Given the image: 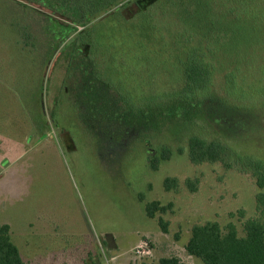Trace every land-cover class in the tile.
Returning <instances> with one entry per match:
<instances>
[{
    "label": "rangeland",
    "instance_id": "374dc122",
    "mask_svg": "<svg viewBox=\"0 0 264 264\" xmlns=\"http://www.w3.org/2000/svg\"><path fill=\"white\" fill-rule=\"evenodd\" d=\"M174 1L149 12L132 0H0V222L25 264H153L170 255L203 264L184 249L192 224L239 227L255 215L248 173L189 161L186 136L215 137L217 128L185 120L172 100L193 57L209 63L210 91L240 93L229 99L264 111V40L240 16L232 37L190 44ZM75 67L95 80L65 91L62 72ZM125 120L134 133L122 134ZM245 123L227 142L264 162V131ZM166 177L177 186L166 190ZM152 200L171 207L149 217Z\"/></svg>",
    "mask_w": 264,
    "mask_h": 264
},
{
    "label": "trees",
    "instance_id": "16d2710c",
    "mask_svg": "<svg viewBox=\"0 0 264 264\" xmlns=\"http://www.w3.org/2000/svg\"><path fill=\"white\" fill-rule=\"evenodd\" d=\"M122 1L115 0L114 3ZM132 1L137 3L138 10L152 12L155 4L160 0ZM174 4L175 14L180 16L193 31L192 35L186 36L190 44H193L194 36L197 35L204 40L216 41L227 36L232 37L236 33L233 31L234 24L240 16L248 20L247 27L255 37L259 35L264 40V0H176ZM77 13L80 14V11L77 10ZM76 17L80 15L76 14ZM231 32H233L232 36ZM206 50L207 48L200 44L196 54L201 56ZM189 52L187 54L191 56ZM184 64L183 92L176 101L174 99L172 102L176 106L181 105L185 110L187 116L185 120L193 124L194 114L199 113L197 118L201 122L212 125L214 120L211 117H215L216 114L213 105L225 109L222 111L224 114L220 111L217 113L215 137L209 138L201 133L186 136L189 161L194 164L219 162L226 168L238 166V170L248 173L254 179L258 189L254 195L255 215L243 219L240 228L232 221L224 226L215 220L192 224L184 249L189 256L199 258L203 264H264V162L238 152L227 142L230 138L242 136L240 131L243 127L241 124L238 128V123L246 122L250 132L264 131V118L261 117L264 111L238 103L236 100L244 99L240 93L231 96L227 92V95L226 93L222 95L210 91L214 80L208 62L202 60L197 62L193 57H189ZM229 96L236 99L235 102L231 100L232 98L229 99ZM170 103H168L169 107L172 105ZM229 121H232V124L229 125ZM167 158L169 151L166 149L161 159ZM154 159L155 156L152 161ZM152 166L156 167L155 164ZM177 183V179L172 177L164 179L166 190L176 187ZM186 183L189 186L193 184L190 180ZM170 207L171 203L163 205L157 200H152L145 204V211L147 216L154 217L156 212L164 213ZM238 214L243 217L244 211L239 210ZM158 222L162 230L166 231L167 223L162 218H159ZM0 264H24L10 239L7 224H0ZM153 264H184V262L179 257L170 255L160 257L158 262Z\"/></svg>",
    "mask_w": 264,
    "mask_h": 264
},
{
    "label": "flooded vegetation",
    "instance_id": "af4514ba",
    "mask_svg": "<svg viewBox=\"0 0 264 264\" xmlns=\"http://www.w3.org/2000/svg\"><path fill=\"white\" fill-rule=\"evenodd\" d=\"M78 62V61H77ZM78 69V67H75ZM74 69V68H72ZM69 70V69H66L65 71L63 70L62 74H63V81L65 83L64 85V90L67 91L69 90V88L73 89V87L75 86V88H83L82 85L85 83V80H88L91 81V80H95L91 74V72H84L86 70H83L81 71V68L80 70L78 69L77 71H72ZM68 83V84H67ZM197 114L199 115V113H195L194 116H197ZM16 118V116L14 117V119ZM124 118V117H123ZM215 117L211 118V119H215ZM195 119V118H194ZM199 119H197L198 121ZM217 121V120H216ZM119 123V122H118ZM125 123L124 124V127H123V131H122V134H126V133H134V130H133V127L131 123H127L126 120L123 122ZM204 123V122H203ZM206 124V123H205ZM17 125L19 127V123L17 121ZM208 127H210L211 129H213L214 127H216V124H215V120L212 121V125H209V124H206ZM136 135V133L134 134V136ZM137 137V136H136ZM0 224H7L9 226L8 223H5V222H0ZM9 235H10V226H9ZM10 239H11V236H10ZM12 241V240H11ZM12 243L16 246L17 248V252L21 258V260L24 262L23 260V255L22 253L20 252L19 248L17 247V245L12 241ZM25 264V263H24Z\"/></svg>",
    "mask_w": 264,
    "mask_h": 264
},
{
    "label": "crops",
    "instance_id": "0c3cea01",
    "mask_svg": "<svg viewBox=\"0 0 264 264\" xmlns=\"http://www.w3.org/2000/svg\"><path fill=\"white\" fill-rule=\"evenodd\" d=\"M11 121L13 122L14 119H13V120H10V121H7V126H6V127L9 126V123H10ZM14 126H18V125H17V120H15L14 124L11 125V127H12L13 129H14ZM19 126H20V125H19ZM14 130H15V129H14ZM16 132H17V130L15 131V133H16ZM10 140H11L12 142H13V141H16V140L13 139V138H10Z\"/></svg>",
    "mask_w": 264,
    "mask_h": 264
},
{
    "label": "built area",
    "instance_id": "2783aa9c",
    "mask_svg": "<svg viewBox=\"0 0 264 264\" xmlns=\"http://www.w3.org/2000/svg\"><path fill=\"white\" fill-rule=\"evenodd\" d=\"M140 248H142V246L141 245H138L137 248H136L137 253H139L141 251Z\"/></svg>",
    "mask_w": 264,
    "mask_h": 264
}]
</instances>
